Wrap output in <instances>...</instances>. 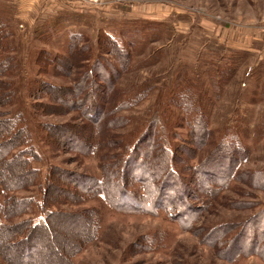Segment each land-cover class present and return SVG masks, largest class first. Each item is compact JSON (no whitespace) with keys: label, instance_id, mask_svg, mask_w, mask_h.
<instances>
[{"label":"rangeland","instance_id":"374dc122","mask_svg":"<svg viewBox=\"0 0 264 264\" xmlns=\"http://www.w3.org/2000/svg\"><path fill=\"white\" fill-rule=\"evenodd\" d=\"M0 31L6 33L3 38L0 34V79L5 82L0 91L15 90L10 98L0 95V122L13 120L16 128H22L24 116L33 145L18 146L15 151L37 152L31 157L37 184L14 193L35 201L30 212L13 219L24 222L23 235L30 226L46 223L47 213L59 209L52 202L46 207L43 200V193L49 191L55 201L58 185L66 186L67 181L60 184L58 180L52 183L55 188L46 187L52 167L60 166L67 175L101 176L103 155L82 156L67 141L56 146L43 128L56 124L60 132L77 135L91 131L81 109L74 112L70 105L55 106L47 113V106L53 104L43 92L45 84L72 87L82 75H108L115 81L105 103L108 111L111 105L118 111L122 106L117 101H125V110L118 115L126 117L128 125L113 131L117 147L111 149L110 157L122 151L126 138L134 149L132 160L136 159V146L148 125L163 117L176 132L171 137L177 141L176 155L183 158L185 187L192 192V173L212 147L230 146L238 152L219 167H232L236 180L208 199L209 209L196 217V224L211 228L229 224L240 230L249 221L254 228L263 224L264 0H104L101 5L77 0H0ZM68 55L70 60L63 61ZM94 83L91 89L104 103L103 79L94 77ZM188 88L198 94L209 121L214 143L208 146L188 142L193 115L171 104H177ZM42 102L46 107L40 106ZM82 109L89 111L87 105ZM132 169L137 170L135 164ZM251 176L255 186L248 180ZM2 186L0 204L13 195ZM90 208L96 212L92 216L79 212ZM61 209L59 217L50 218L47 229L28 234L33 241L48 244L43 251L52 264L67 262L71 249L66 242L88 236L92 226L95 239L74 257L75 264H264L257 256H224L219 245L206 244L205 232L187 231L164 210L136 213V206L123 210L102 198ZM258 215L263 216L261 224L254 222L259 221ZM19 237L0 240V264H22L11 245L12 238Z\"/></svg>","mask_w":264,"mask_h":264},{"label":"trees","instance_id":"16d2710c","mask_svg":"<svg viewBox=\"0 0 264 264\" xmlns=\"http://www.w3.org/2000/svg\"><path fill=\"white\" fill-rule=\"evenodd\" d=\"M0 34L2 38L6 37L5 32L0 31ZM62 60L69 61L70 56H63ZM1 69L2 66H0ZM94 77L103 79L106 87L105 95L102 98L104 103L100 102L99 95L92 90L94 88L93 84H95ZM109 79L110 76L108 75H82L77 84L67 87V89H62L52 84L43 85V92L53 104L47 106V113L57 109L55 106L70 105L74 112H79L81 109L80 113L84 114L89 122L88 127L91 128L88 134L80 133L77 135L73 134V132H60V125L46 124L43 128L47 139L54 145L56 144V146L58 144L61 145L62 142L64 145L67 141L69 142H66L68 145L77 146V149H73L76 153L85 157L93 155L99 157L103 155L104 157L99 179L82 173L67 175L63 173L64 171L60 166H54L50 169L47 188L53 182L56 184L60 181L59 183L61 184V182L67 181L65 188L58 185L59 188L56 190L58 195H56L55 201H52L49 191L43 193L46 207L52 202L55 206L59 205V209L47 213L46 223L30 226L28 234L36 230L47 229L51 222L50 218L59 217L62 214L61 208L63 206H81L83 202L102 198L114 207L123 210L136 206V213L151 214L155 210H164L167 213H171L172 217L178 219L179 223L187 231L205 232L206 244L219 245L221 247L220 251L224 256H235L236 259L257 256L264 261L263 216L258 215V218H260L258 222V219L254 220V222L256 221V223L260 224L263 222L260 227H256L257 229L254 226H250L252 221L246 222L241 230L232 229L229 224H224L217 228L201 227V225L196 224V217L203 210L209 209L211 202L208 199L217 190L223 187L228 188L230 182L236 180V176H233L232 173L234 170L232 167L224 168L222 167L223 164L219 167V164L221 161L229 160L230 155H235L238 151L235 152L230 146L225 144L212 147V151L205 156L203 164H199V169L193 173L190 172L192 173L191 182L195 185L192 192H190L192 189L187 188L188 186L185 187L188 180L186 181L185 177H183L185 175H182L184 173L181 162L183 158L180 159L176 155L178 151V147H176L177 141L172 140V137L175 138L176 132L166 124L163 117L154 125H148V130L144 132L139 144L136 146V154H138L136 159L132 160L134 149H130L126 138H124L122 144V151L115 152L110 157L111 149L117 147V141L114 140L116 133L113 131L126 127L128 123L126 122V117L118 115L119 111L123 112L125 110L123 107L126 104L123 98L117 101L122 106L118 108V111L114 109V105H111L109 111L106 108L107 97L110 99V92L112 93L115 90V81H110ZM4 83L0 79V86ZM8 89L0 91V95L5 93L9 98L14 96L15 90L11 89L8 91ZM44 104L42 102L40 106L46 107ZM171 104H175L189 115H193L191 124L192 136L188 141L189 143L200 147L214 143L210 138L212 133L209 130V121L203 114L199 105L198 94L194 90L188 88L180 96L177 104ZM84 105L88 106V112L82 109ZM78 106L81 107L79 108ZM21 119L22 128H16V123L8 119L2 120L6 123L5 126L0 125V183L5 191H10L13 194L0 204V240L2 241L3 238L7 239L17 234L20 236L19 239L12 238L11 245L15 247L14 254L18 255L22 264H50L52 259L45 255L43 251L44 248H48V244L41 242L40 239L33 241L34 238L28 234L23 235L22 232L25 230L24 222L13 221L14 218H20L30 212L35 206L34 198L21 197L14 193L30 190L38 182V173L33 168L31 159L37 152L15 151L18 146L29 148L33 145L32 130L26 123L25 117L23 116ZM3 122H0V124ZM105 149L107 152L106 157L104 154ZM143 157L145 158L142 159ZM107 159L112 160V162L108 161L106 163L105 160ZM213 159L215 161L212 165ZM134 164L137 168L136 171L132 169ZM2 166L5 168L2 169ZM190 170L193 171L192 169ZM262 177L264 178V175ZM220 180L224 183L222 187L218 186V181ZM248 180L252 181L251 184L253 186L257 184L256 179L252 176ZM52 186L55 188L54 185ZM164 197L166 198L164 199ZM120 199L122 200L121 204H119ZM192 201L195 203L192 204ZM197 202L201 205L197 206ZM124 205L127 207L124 208ZM92 211L95 212L94 208L79 212L88 214L92 213ZM263 214L264 211L260 213V215ZM92 215L94 214L92 213ZM92 227H89L88 236L77 237L71 242H66V246L70 247L71 252L67 255L68 261L64 264H75L74 257L93 242L95 233L94 226ZM87 228L85 230H88ZM21 229L23 231H20ZM18 244L21 246L24 244V247L18 248ZM9 262L13 264L11 261ZM58 264L63 263L60 262Z\"/></svg>","mask_w":264,"mask_h":264},{"label":"built area","instance_id":"2783aa9c","mask_svg":"<svg viewBox=\"0 0 264 264\" xmlns=\"http://www.w3.org/2000/svg\"><path fill=\"white\" fill-rule=\"evenodd\" d=\"M77 1L89 5H101L104 3V0H77Z\"/></svg>","mask_w":264,"mask_h":264}]
</instances>
